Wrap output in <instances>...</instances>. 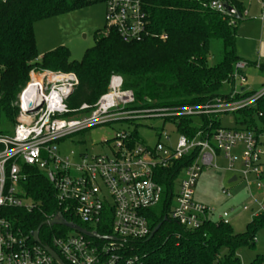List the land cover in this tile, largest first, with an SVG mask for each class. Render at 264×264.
Instances as JSON below:
<instances>
[{
    "label": "built area",
    "instance_id": "obj_1",
    "mask_svg": "<svg viewBox=\"0 0 264 264\" xmlns=\"http://www.w3.org/2000/svg\"><path fill=\"white\" fill-rule=\"evenodd\" d=\"M224 4L214 0L210 7L230 14ZM260 5L258 19L264 21V1ZM247 16L245 10L243 17ZM104 20L105 28L114 30L124 43L140 42L150 34L141 0H106ZM246 65L238 61L233 66L226 81L231 84L229 93L202 104L142 106L131 90L122 88V78L112 76L107 92L94 105L82 104L77 110L66 103L78 84L73 73L49 71L39 77L31 70L17 97V123L11 134H0V264H57L45 246L63 264H138V256L128 253L127 244L150 236L147 212L161 201L163 192L159 173L177 162L183 164L175 173L178 186L169 215L179 225L196 229L207 220L230 225L234 208L216 220L215 208L194 197L200 174L209 168L227 172L228 183L243 184L247 201L240 205L241 211L249 212L251 219L264 216V129L244 127L236 119L237 128L223 127L220 120L255 108L264 96V85L254 91L245 88ZM86 110L90 111L80 119L69 115ZM147 119L173 126L176 144L161 135L149 144L136 130H118L109 155H60L55 145L96 126ZM31 167L52 186L57 204L54 212L43 215L46 229L42 240L38 235V242L15 226L4 211L39 210L24 188L25 169ZM221 194L228 199L232 196L227 188ZM58 214L86 232L109 239L50 224Z\"/></svg>",
    "mask_w": 264,
    "mask_h": 264
},
{
    "label": "trees",
    "instance_id": "obj_2",
    "mask_svg": "<svg viewBox=\"0 0 264 264\" xmlns=\"http://www.w3.org/2000/svg\"><path fill=\"white\" fill-rule=\"evenodd\" d=\"M105 1L0 0V124L14 127L19 111L17 97L29 81L30 71L36 68L76 75L78 84L66 100L72 110L82 104L94 105L107 92L112 75H120L122 88L131 90L142 106L195 105L223 95L219 90L240 61L235 31L245 11L241 0H219L240 13V18L211 8L214 0H141L150 33L144 40L124 43L114 30L104 27L79 61L71 60L64 46L38 55L33 31L36 21ZM213 39L221 44V59L209 65L208 46ZM259 69L264 71V66ZM236 120L244 127L259 125L264 129V96L255 108L239 112ZM0 134L10 131L0 130ZM182 164L177 162L160 171L162 198L147 212L150 230L160 226L150 238L129 241L128 253L138 256V264H240L237 250L254 246L255 233L264 229V216L251 219L241 233L213 220L196 229L179 225L169 213L175 173ZM25 173L26 194L39 210L4 211L15 226L30 234L44 221V214L57 209V204L52 186L38 169L27 168ZM45 229H39L40 240ZM258 258L254 264H261Z\"/></svg>",
    "mask_w": 264,
    "mask_h": 264
},
{
    "label": "rangeland",
    "instance_id": "obj_3",
    "mask_svg": "<svg viewBox=\"0 0 264 264\" xmlns=\"http://www.w3.org/2000/svg\"><path fill=\"white\" fill-rule=\"evenodd\" d=\"M241 1L243 8L248 12V16L243 17L237 23L235 47L239 60L247 64L244 70L246 76L245 88L254 91L264 85V71L256 68V65L264 66V21L258 19L261 13V0ZM104 12L105 4L101 3L36 21L33 25V31L38 55L42 56L58 46H64L69 51L70 59L79 61L85 50L94 45L96 35L104 29ZM220 59L221 44L218 40L213 39L208 46V64L214 65ZM33 70L39 77L45 72H49V70L41 68ZM230 88L231 84L224 82L219 93L225 95L230 92ZM237 115L230 114L222 117L220 119L221 125L228 128H237L238 125L235 123V119L238 118ZM73 117L80 119L81 115ZM17 118L18 115L15 118V125ZM14 127L2 122L0 124V130L10 131V134ZM118 130H136L137 136L149 144L154 143L159 135H161V138L169 136L171 145H175L178 138L175 128L169 123L163 124L158 119H147L137 121L134 124L114 122L96 126L75 132L59 140L55 145L60 155H69L70 152L75 155L79 153L109 155L114 144L115 132ZM75 159H77L76 156ZM228 177V173L223 170L211 168L203 170L194 189V197L197 201L215 208L216 212L213 218L216 220L223 211L234 208L235 212L230 219V227L234 232L241 233L251 220L249 212H243L240 209V205L247 201V193L242 183H228ZM177 186L178 181L175 182L174 193ZM222 188L229 189L232 194L231 198L228 199L221 194ZM237 256L240 264H254L257 256H259L258 259H261V264H264V229H259L255 233L254 246H241L237 250Z\"/></svg>",
    "mask_w": 264,
    "mask_h": 264
},
{
    "label": "water",
    "instance_id": "obj_4",
    "mask_svg": "<svg viewBox=\"0 0 264 264\" xmlns=\"http://www.w3.org/2000/svg\"><path fill=\"white\" fill-rule=\"evenodd\" d=\"M224 7L226 9L227 12H229L230 14L234 15V17L236 18H240L241 17V14L238 13L237 11H235L229 4H224ZM234 177H232L230 179V181H234ZM47 222L46 221H43L40 223V225L38 226V228L36 230H34L33 232H31V236L33 238L34 241H37L38 242V232H39V229L45 225ZM50 224H60V225H63V226H66L68 228H72L74 230H77V231H80L81 233L89 236V237H100V238H103V239H109L107 237H101V236H98L94 233H89V232H86L85 230H83L82 228H80L79 226L73 224V223H69V222H66L63 217L58 214L57 216H55L53 219H51L49 221ZM160 225H157L152 231H151V234L149 236L152 237L153 234L158 230ZM46 250L50 253V255L55 259V261L57 262V264H63L62 261L60 260V258L57 256V254L48 246H45Z\"/></svg>",
    "mask_w": 264,
    "mask_h": 264
}]
</instances>
